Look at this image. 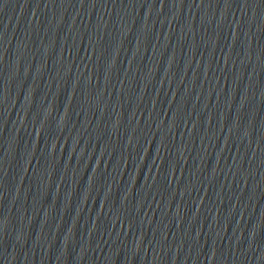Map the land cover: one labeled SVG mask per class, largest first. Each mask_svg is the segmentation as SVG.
Here are the masks:
<instances>
[{
	"label": "water",
	"instance_id": "95a60500",
	"mask_svg": "<svg viewBox=\"0 0 264 264\" xmlns=\"http://www.w3.org/2000/svg\"><path fill=\"white\" fill-rule=\"evenodd\" d=\"M112 103L235 264H264V0H9Z\"/></svg>",
	"mask_w": 264,
	"mask_h": 264
}]
</instances>
